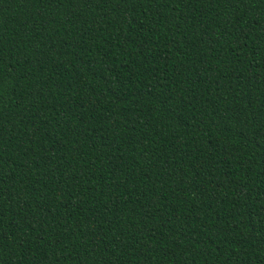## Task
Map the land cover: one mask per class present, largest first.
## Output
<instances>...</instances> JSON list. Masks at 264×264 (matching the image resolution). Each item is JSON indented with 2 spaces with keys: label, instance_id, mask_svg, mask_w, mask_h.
<instances>
[{
  "label": "trees",
  "instance_id": "1",
  "mask_svg": "<svg viewBox=\"0 0 264 264\" xmlns=\"http://www.w3.org/2000/svg\"><path fill=\"white\" fill-rule=\"evenodd\" d=\"M0 264H264V0H0Z\"/></svg>",
  "mask_w": 264,
  "mask_h": 264
}]
</instances>
